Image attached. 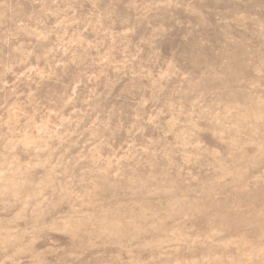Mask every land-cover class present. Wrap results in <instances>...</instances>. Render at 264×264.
<instances>
[{
    "label": "rangeland",
    "instance_id": "rangeland-1",
    "mask_svg": "<svg viewBox=\"0 0 264 264\" xmlns=\"http://www.w3.org/2000/svg\"><path fill=\"white\" fill-rule=\"evenodd\" d=\"M0 264H264V0H0Z\"/></svg>",
    "mask_w": 264,
    "mask_h": 264
}]
</instances>
